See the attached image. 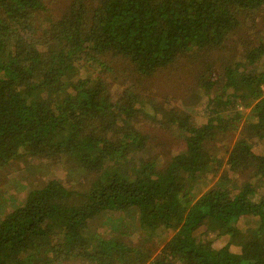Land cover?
<instances>
[{"label":"trees","instance_id":"trees-1","mask_svg":"<svg viewBox=\"0 0 264 264\" xmlns=\"http://www.w3.org/2000/svg\"><path fill=\"white\" fill-rule=\"evenodd\" d=\"M45 3L0 0V175L77 166L0 206V264H264V0Z\"/></svg>","mask_w":264,"mask_h":264},{"label":"rangeland","instance_id":"rangeland-1","mask_svg":"<svg viewBox=\"0 0 264 264\" xmlns=\"http://www.w3.org/2000/svg\"><path fill=\"white\" fill-rule=\"evenodd\" d=\"M71 0H45L46 7L49 8L50 14L53 17L59 16L63 8L69 4ZM171 70V69H169ZM168 70V71H169ZM193 73L192 72H185L180 73L178 71L171 70L169 73L167 71L162 74L158 75L154 78V81H157L156 84L148 87V89L151 90L148 91L151 96L154 97V101L158 102L159 104L164 101V95L168 96L172 102H177L178 99L182 98L184 94L190 96L189 91H191L193 88L191 85V80L193 79ZM174 97V99H173ZM191 98V97H189ZM202 98V96L200 97ZM168 99V98H166ZM169 100V99H168ZM167 100V101H168ZM202 104V101L200 102ZM200 104H194L193 100L190 99L186 102L187 107L189 108V111L191 112L192 116L196 119L197 122H195V125L199 128L201 126V121L203 119L202 115V108L199 107ZM159 108H162V106H158ZM239 107V106H238ZM248 109H244L241 113H246ZM159 140L161 141L158 143L161 150L166 154V150L170 149H176L177 146H175L172 142L171 145L168 144V140L171 139L166 132L164 134L157 133ZM253 150L255 153L262 154L264 153V141L260 140V142L253 147ZM23 165V163L21 162ZM77 166L76 163H74L68 156L62 155L59 156L57 159H55L50 164H45L43 162H31L30 165L28 164V169L21 171H17V173H12L16 170L18 167L16 164V161L14 162L13 167L11 168V175H0V206L9 204V199H15L18 197L20 192L23 190L24 187L30 186V184L34 185L36 182H44L48 180L49 178H60L61 180H64L65 172L68 168ZM20 168V167H19ZM18 168V170H19ZM24 183V185H21ZM127 229V228H126ZM124 229V230H126ZM128 233H130V230H127ZM127 239L128 234L125 235ZM227 240L226 235H222L219 239H216L213 242L214 247H219L223 245ZM127 243L130 244V241L127 240ZM231 249H237V247H230ZM66 264H80L77 262H67Z\"/></svg>","mask_w":264,"mask_h":264}]
</instances>
